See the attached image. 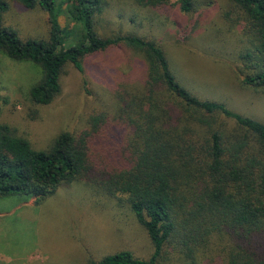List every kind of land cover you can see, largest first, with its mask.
I'll use <instances>...</instances> for the list:
<instances>
[{
	"label": "trees",
	"instance_id": "16d2710c",
	"mask_svg": "<svg viewBox=\"0 0 264 264\" xmlns=\"http://www.w3.org/2000/svg\"><path fill=\"white\" fill-rule=\"evenodd\" d=\"M9 1L0 0V52L41 67L30 89L35 104L59 95L68 64L88 75L87 59L115 47L141 55L145 66L139 78L121 73L108 91L88 75L102 97L87 88L97 103L82 128L61 132L48 149L0 123V197L40 203L62 183L79 181L122 196L147 229L153 255L121 251L86 264H264V122L193 94L159 40L100 33L110 0H17L49 14L47 39H23L7 25ZM121 1L154 10L174 4ZM177 1L193 9L194 0ZM226 2L225 16L242 29L234 69L264 94V0ZM63 13L69 26L59 20Z\"/></svg>",
	"mask_w": 264,
	"mask_h": 264
},
{
	"label": "rangeland",
	"instance_id": "374dc122",
	"mask_svg": "<svg viewBox=\"0 0 264 264\" xmlns=\"http://www.w3.org/2000/svg\"><path fill=\"white\" fill-rule=\"evenodd\" d=\"M173 1L168 9L154 10L110 0L99 20V31L137 33L159 40L169 53L179 81L193 94L224 102L231 109L264 122V94L244 85L233 66L237 48L243 44L242 29L225 16L226 0H194L190 12ZM3 13L4 22L23 39L50 36L49 14L42 8L30 9L10 0ZM59 20L69 26L64 13ZM144 66L142 56L125 47H115L86 61L89 77L107 91L121 73L141 77ZM42 75L38 64L15 60L0 52V123H7L26 136L36 149H48L63 131L81 129L87 111L97 103L93 90L102 97L94 80L68 64L59 95L50 104H35L30 89ZM85 78L92 83L86 84ZM13 195L4 198L10 201L8 206L25 197ZM41 202L43 210L36 207L25 211L30 217L19 218L15 214L7 218L0 233V252H29L41 240L40 248L54 251L56 259L52 264H86L121 251H130L142 259H149L154 253L148 231L129 203L103 187L84 181L62 183L54 195ZM0 264L22 263L0 260Z\"/></svg>",
	"mask_w": 264,
	"mask_h": 264
},
{
	"label": "crops",
	"instance_id": "0c3cea01",
	"mask_svg": "<svg viewBox=\"0 0 264 264\" xmlns=\"http://www.w3.org/2000/svg\"><path fill=\"white\" fill-rule=\"evenodd\" d=\"M14 195H8L0 197V233L3 230L4 224L7 222V218L11 219L12 216L18 214L19 218L22 216L30 217V214H27L25 211L28 209H35L36 207L43 210L44 204L43 202H36L35 197H21L19 201L11 203V206H8L10 203L9 200H5L4 198H8ZM5 200V201H4ZM24 218V217H23ZM37 248L34 250H24L23 253L10 254L1 251L0 252V260H5L6 262H12L13 260H18L22 264H31L36 261L39 264H52L53 260L56 259L54 255V251H51L48 248L42 249L39 245H42L41 240L36 242Z\"/></svg>",
	"mask_w": 264,
	"mask_h": 264
}]
</instances>
